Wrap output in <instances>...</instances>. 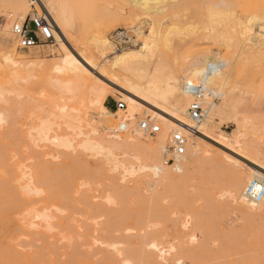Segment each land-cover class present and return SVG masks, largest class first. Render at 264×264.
Masks as SVG:
<instances>
[{"label": "rangeland", "instance_id": "rangeland-1", "mask_svg": "<svg viewBox=\"0 0 264 264\" xmlns=\"http://www.w3.org/2000/svg\"><path fill=\"white\" fill-rule=\"evenodd\" d=\"M134 1L67 0L72 41L62 37L66 52L57 43L19 50L11 27L23 21L8 17V0H0V264H172L163 257L173 253L184 264H264V207L254 224L243 221L229 198V178L215 163L226 155L251 167L236 155V142L264 156V47H241L234 38L235 27L248 19L250 38L261 30L264 40L253 18L264 20V0H152L147 9ZM26 3L28 15L44 14L54 24L38 0ZM102 40L110 49L104 56L96 52ZM145 42L151 49L144 61L179 73L180 98L182 83L198 81L181 71L209 57L227 72L225 88H209L230 91L236 102L231 98L228 114L219 113L222 98L215 104V134L225 143L194 136L208 151L204 156L214 158L186 171L188 183L177 188L153 187L142 160L106 143L117 118L128 119L115 104L127 110L122 94L129 95L103 71L117 53L141 54ZM68 54L78 68L56 69ZM100 94L102 104L93 103ZM134 100L144 108L132 127L146 119L161 127L143 114L145 108L159 112ZM101 112L112 121L106 131ZM167 167L179 175L170 162ZM151 240L163 245L154 251ZM161 249L168 254L162 260Z\"/></svg>", "mask_w": 264, "mask_h": 264}, {"label": "bare ground", "instance_id": "bare-ground-1", "mask_svg": "<svg viewBox=\"0 0 264 264\" xmlns=\"http://www.w3.org/2000/svg\"><path fill=\"white\" fill-rule=\"evenodd\" d=\"M38 1L40 3L38 4L39 5L38 9H42L41 7H43L45 11L51 16L57 28L58 32L57 33L55 32L53 34L55 43L61 46L63 51L66 50L68 51L62 40L63 37V39H65L66 41H72V38L70 36L71 33L69 34L67 31V25L69 23V14H70L69 8L67 6V0H38ZM151 1L152 0H136L132 2V4L136 8L147 9ZM156 1L158 0H155V2ZM8 3L10 5V13L8 17L10 18L15 17L16 21L18 20L19 22L24 21L25 17L28 15V7L26 0H8ZM218 14L220 16V13ZM253 18L260 21L259 25L264 29V20L258 19L256 16H254ZM251 29H252V25L250 23V20L247 19L245 22L239 23L235 27L234 38L241 47H249L248 42H251L254 48L261 50L264 47V40H262L263 38H261L263 34H260L262 33L261 30H258V35L254 36L253 38H250L249 32ZM141 46H142V48H140L141 54L136 53L133 50L126 52L123 55H121V53L115 54L116 56L115 58H112V62L110 63L109 68L106 71H103V73H105L107 77H104L99 74L101 77H104L107 81L119 87L121 90H123L125 93L129 95L126 96L122 94V96L126 99L128 104L127 106L128 109L123 112L124 113L128 112L129 114V116L127 117L128 119H126L127 131L121 135L122 137L124 136L126 137L121 138L120 135L116 136L112 134L109 135L108 138H106V143L109 146V148L112 150L122 151L123 154H127V155L131 154L138 162H141L142 160L143 161L141 162L142 169L140 170L149 173V176L152 177L153 187L154 185L155 186L162 185L169 188L181 187L186 185L190 179L188 174H186V171H189V169L193 170L196 166L202 164V161L205 158L208 159L209 161H211V159L214 158V157L212 158L205 157L204 154H207L208 151L202 148L201 145L195 140V138H193L194 136L186 133L185 129L183 128V125L187 124V108L189 106L188 102L191 100L190 96L184 90V85L193 82L182 83L181 93L183 94V97L180 98L179 90H178L179 79H180L179 73L171 71V69L161 61H156V62L144 61L142 58L143 56L141 55L143 53H146L145 51L147 52L150 51L151 47H149V45L146 42L143 43V45L141 44ZM253 47L251 46L249 48L253 49ZM109 50L110 49L108 43H106L103 40L96 48V52L100 56L106 55L109 52ZM212 60L214 59L209 57L208 58L201 57L198 60H196L193 64H191V67L188 66L186 70L183 69L181 73L185 74L184 77L188 79L199 80L203 76L208 65L214 64L215 61ZM65 67H70L73 69L78 68L77 62L74 58H72L71 54L65 55L62 58L61 63L55 66V68L59 70L65 69ZM226 74H227L226 70H221V69L216 70V72L213 75V79L212 80L210 79L207 82V87H209V85L219 84L221 87L225 88L227 84ZM229 93L226 92L220 93L222 98V103H220L221 106H219V108L221 107V109H219V113L220 112L224 113L227 109H229V107L234 106L233 105L234 98L231 97ZM104 97H105L104 95L101 94L98 95L93 103H97L101 105L102 101L104 100ZM134 98L140 100L141 102L148 105L151 109L156 110L160 113V114L155 113L149 110L148 108H145V110H143V114H147L149 112L150 114L153 115V120H155L160 124L161 126L160 132L158 134L153 136L149 135V137L146 138L145 135L141 133L139 128H136L134 126L132 127V124L130 122L135 120L136 116H138L139 114L140 107H143L141 104L136 102ZM231 98H233V102ZM214 107L215 105L214 106L212 105L211 108L209 109L208 118L199 127V132L201 131L200 132L201 135L207 140H210L219 145H223L225 143L226 138L223 136L216 135L215 134L216 131L214 130L216 129V127L214 126L215 125L214 112H217L214 111ZM101 109L103 114L112 115L111 113L106 111L103 107ZM215 110H217V108H215ZM102 112L100 119L101 122H104L103 131H106L108 130V127L112 124V121L103 120ZM225 113H227V111ZM170 119L171 120L173 119V121L175 122L171 121ZM172 131L180 132L183 136L186 137L187 139L186 149L189 152L188 154H185L179 161H177L173 165L172 171L175 173H179L178 176H173L172 173H170V170L168 169H170L171 167H167V162L165 161L166 158H168L167 144L168 142H170V133ZM127 135H129L130 137ZM234 139H239V138L235 137ZM236 145H237L236 155H238L240 158L248 162L251 165V167L246 165L242 166L239 164L240 162L226 155L224 156L222 161H220V163L217 160L219 159V157L215 156L216 157L215 161H217L215 163L221 164L220 165L221 169L229 178L227 182V185L229 187V198L232 202H234V204L237 205L236 209L241 219L247 223L254 224L256 217H259L263 211L262 209L264 207V200L261 204L257 206L249 205L243 199V189L246 183L249 182L252 178L261 176L259 170L264 171V167L262 166L264 165V156L263 154L254 151L251 146L242 147L239 145L238 142H236ZM190 151L192 152L190 153ZM225 160L233 161V162L231 164H226ZM151 241H152L151 249H154V251H156L159 248V246L162 244L160 243V241L159 242L156 240H151ZM172 246L174 247V245H171V247ZM161 250H160V254L162 260V257L166 254L164 253V251L166 250L169 251V249L168 248L165 250L163 249L164 251ZM140 253L141 252L139 251V254ZM166 255L165 256L168 257V254ZM118 257L120 256L118 255ZM163 260L168 261L172 264L173 263L181 264L183 258L180 256L179 253H173L168 258L163 257ZM125 262L127 263V261Z\"/></svg>", "mask_w": 264, "mask_h": 264}, {"label": "built area", "instance_id": "built-area-1", "mask_svg": "<svg viewBox=\"0 0 264 264\" xmlns=\"http://www.w3.org/2000/svg\"><path fill=\"white\" fill-rule=\"evenodd\" d=\"M55 26L44 14L28 15L22 23L13 24L11 35L19 50H30L36 47H45L55 43L53 34ZM220 63L208 65L203 76L194 83L184 85L185 92L190 96L191 101L187 108V124L183 125L186 133L196 137L202 136L199 127L207 120L208 111L221 98L220 93L207 87V82L213 77L216 70H220ZM126 105L123 102L115 104V111H125ZM118 123L111 129V133L119 136L127 131V120L124 117L117 118ZM143 134L156 135L160 127L153 125L149 120H142L138 125ZM187 139L180 132H173L168 145L167 163L173 166L185 155ZM252 178L246 183L243 189V199L252 206L261 204L264 200V174Z\"/></svg>", "mask_w": 264, "mask_h": 264}, {"label": "crops", "instance_id": "crops-1", "mask_svg": "<svg viewBox=\"0 0 264 264\" xmlns=\"http://www.w3.org/2000/svg\"><path fill=\"white\" fill-rule=\"evenodd\" d=\"M113 107H114V105L110 104V103H106V105H105V108H107V109H110V108H113Z\"/></svg>", "mask_w": 264, "mask_h": 264}]
</instances>
